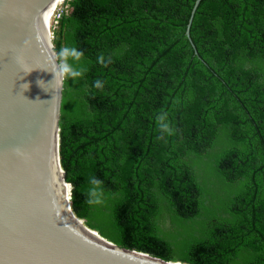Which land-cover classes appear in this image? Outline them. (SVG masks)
<instances>
[{
	"label": "trees",
	"instance_id": "trees-1",
	"mask_svg": "<svg viewBox=\"0 0 264 264\" xmlns=\"http://www.w3.org/2000/svg\"><path fill=\"white\" fill-rule=\"evenodd\" d=\"M195 2L62 3L54 48L84 53L60 119L71 205L166 260L264 264V0H201L193 45Z\"/></svg>",
	"mask_w": 264,
	"mask_h": 264
},
{
	"label": "water",
	"instance_id": "water-1",
	"mask_svg": "<svg viewBox=\"0 0 264 264\" xmlns=\"http://www.w3.org/2000/svg\"><path fill=\"white\" fill-rule=\"evenodd\" d=\"M63 2L0 0V264H190L121 246L72 208L51 71Z\"/></svg>",
	"mask_w": 264,
	"mask_h": 264
},
{
	"label": "clouds",
	"instance_id": "clouds-1",
	"mask_svg": "<svg viewBox=\"0 0 264 264\" xmlns=\"http://www.w3.org/2000/svg\"><path fill=\"white\" fill-rule=\"evenodd\" d=\"M83 55L84 53L82 50L70 46L63 47L52 55L51 60L55 67L51 71L55 73V78L53 81H55L56 89L60 87L62 81L66 79H75L83 75V70L77 67L75 63L80 61ZM99 60L101 63H105V58L103 56L99 57ZM108 62H110V59ZM40 84L44 87L45 82L40 81ZM103 86V81L99 79L95 81L96 88L100 89L103 88ZM159 119L161 120L160 127L162 129V133L167 132L168 134H172L175 131L171 124L164 120L163 117ZM92 183L97 184L98 181L94 178Z\"/></svg>",
	"mask_w": 264,
	"mask_h": 264
},
{
	"label": "rangeland",
	"instance_id": "rangeland-1",
	"mask_svg": "<svg viewBox=\"0 0 264 264\" xmlns=\"http://www.w3.org/2000/svg\"><path fill=\"white\" fill-rule=\"evenodd\" d=\"M69 188H71L70 184H69Z\"/></svg>",
	"mask_w": 264,
	"mask_h": 264
}]
</instances>
